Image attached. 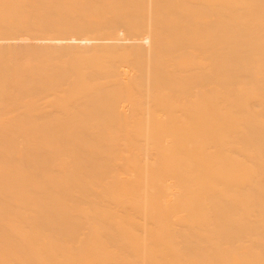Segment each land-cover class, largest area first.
<instances>
[{
    "label": "bare ground",
    "instance_id": "obj_1",
    "mask_svg": "<svg viewBox=\"0 0 264 264\" xmlns=\"http://www.w3.org/2000/svg\"><path fill=\"white\" fill-rule=\"evenodd\" d=\"M0 264H264V0H0Z\"/></svg>",
    "mask_w": 264,
    "mask_h": 264
}]
</instances>
